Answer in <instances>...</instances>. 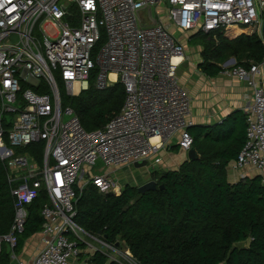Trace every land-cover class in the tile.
<instances>
[{"label": "built area", "instance_id": "1", "mask_svg": "<svg viewBox=\"0 0 264 264\" xmlns=\"http://www.w3.org/2000/svg\"><path fill=\"white\" fill-rule=\"evenodd\" d=\"M152 9L162 17L153 18ZM263 15L264 0H0V161L16 200L13 226L0 236V258L8 245L10 260L25 264L13 253L16 234L23 231L26 207L44 191L41 245L28 264H69L80 256V243L96 251L80 234L100 244L110 261L139 264L127 248L78 226L77 192L94 186L119 195L123 188L111 171L142 161L159 165V151L173 139L182 152L192 147L191 100L177 79L185 47L171 29L261 35ZM48 26L53 36L45 32ZM224 68L252 90L245 144L230 167L254 169L264 185V61ZM91 79L99 90L120 83L125 99L105 126L86 131L63 105L59 82L76 97ZM37 143L40 165L32 154L18 152ZM97 162L107 171L91 176Z\"/></svg>", "mask_w": 264, "mask_h": 264}, {"label": "trees", "instance_id": "2", "mask_svg": "<svg viewBox=\"0 0 264 264\" xmlns=\"http://www.w3.org/2000/svg\"><path fill=\"white\" fill-rule=\"evenodd\" d=\"M264 19V15H263ZM239 33L235 28L231 34ZM201 71L216 76L232 59L234 66L264 61V32L228 39L220 31L200 39ZM124 88L115 83L103 90L90 80L87 90L62 99L86 131L105 126L124 103ZM188 132L199 160L183 162L177 170L152 175L157 189L139 194L125 185L119 195L100 193L94 186L77 192L74 221L88 235L127 248L139 264H264V185L256 175L231 183L230 164L246 139L245 115L235 113L211 128L190 126ZM178 151L176 145L167 148ZM20 153L32 154L42 163V144H31ZM14 184L0 161V236L11 230L15 219ZM162 186V188H160ZM44 191L29 204L23 231L16 234L18 255L24 242L40 233L44 219ZM79 247L84 249V244ZM86 264H119L104 251L80 254ZM5 245L0 264H9Z\"/></svg>", "mask_w": 264, "mask_h": 264}, {"label": "crops", "instance_id": "3", "mask_svg": "<svg viewBox=\"0 0 264 264\" xmlns=\"http://www.w3.org/2000/svg\"><path fill=\"white\" fill-rule=\"evenodd\" d=\"M182 34H188L187 40L193 37L201 39L203 36V33L194 31ZM241 34L248 35L243 30L232 35L231 29H229L224 36L232 40ZM182 43L186 51L184 53V61L177 68V79L190 97L191 109L189 118L193 126L211 128L219 125L235 113L244 115L245 109L252 104V90L244 82L227 77L223 73L213 77L205 74L199 68L203 64V50L200 43L198 48L190 51L186 48L185 42L182 41ZM158 156L161 158V163L159 164L161 172L177 170L187 160V153L180 150L168 151L162 149L159 151ZM241 175L245 176V178H251L256 176L257 172L250 167L240 170H234L231 167L228 169L227 178L231 183L239 181ZM149 180H151V177H146L145 175L142 184ZM40 245L39 234L28 238L17 255L18 260L25 264L30 263L40 249ZM81 251L82 254L93 253L85 248L81 249ZM86 260L85 257L79 256L70 260L69 264H86ZM9 264L14 263L11 261Z\"/></svg>", "mask_w": 264, "mask_h": 264}, {"label": "rangeland", "instance_id": "4", "mask_svg": "<svg viewBox=\"0 0 264 264\" xmlns=\"http://www.w3.org/2000/svg\"><path fill=\"white\" fill-rule=\"evenodd\" d=\"M151 12H152L153 18L162 17V15H163V12L161 13L160 10H159V13L157 12L156 9H152ZM156 15H159V16H156ZM45 32L50 36H53L55 33L54 30L50 26L45 28ZM170 32L174 35L175 38H179L183 42H185L186 48L189 49V51L193 50L194 48L199 47V43H200L199 37H193L192 39L187 40L188 34L184 35L176 29H171ZM95 55H96V52L94 54V58H95ZM230 60L226 61V63L223 64V67L224 66L225 67L234 66L235 62L234 61L229 62ZM59 91H60L62 99L64 96L68 97L65 93L64 84L61 82H59ZM68 98H70V97H68ZM172 143H173V145L176 144V139H173ZM102 167H103L102 164L100 162H97L96 165L91 170V176L104 175V173L107 170L106 169L102 170L103 169ZM155 173H161V169H160L159 165H154L153 163H148L146 165V167L140 168V169H136L133 165L121 167L120 169H118L114 173L111 171L110 177L114 180V183L116 185L120 186L121 188H124L125 185L138 187L139 185H142L143 177L145 175H146V177L152 178V175ZM80 237L82 238V240H85L88 244H90L94 248L107 253V251L100 244H98L93 238H90L84 234H80ZM120 249L122 250V248H120ZM109 255L112 256V254H110V253H109Z\"/></svg>", "mask_w": 264, "mask_h": 264}, {"label": "water", "instance_id": "5", "mask_svg": "<svg viewBox=\"0 0 264 264\" xmlns=\"http://www.w3.org/2000/svg\"><path fill=\"white\" fill-rule=\"evenodd\" d=\"M262 31L264 32V22H263ZM229 62H233V60L231 59ZM199 159H200V156L197 154L195 148L191 147L187 151V161L193 162V161H196ZM146 165H147V161L136 162L133 164V166L136 169L144 168V167H146ZM160 188H162V186ZM156 189H157V184L154 180H149V181L145 182L144 184L140 185L139 187H137V191L139 194H144L145 192L154 191ZM5 250H6V253H9V246L8 245H5Z\"/></svg>", "mask_w": 264, "mask_h": 264}, {"label": "bare ground", "instance_id": "6", "mask_svg": "<svg viewBox=\"0 0 264 264\" xmlns=\"http://www.w3.org/2000/svg\"><path fill=\"white\" fill-rule=\"evenodd\" d=\"M176 61H177V59L174 60V62H176ZM114 78H115V76H114V75H111V79L114 80ZM76 92H77V86H75V93H76ZM156 140H157V138H153V139H152L153 142H156Z\"/></svg>", "mask_w": 264, "mask_h": 264}, {"label": "clouds", "instance_id": "7", "mask_svg": "<svg viewBox=\"0 0 264 264\" xmlns=\"http://www.w3.org/2000/svg\"><path fill=\"white\" fill-rule=\"evenodd\" d=\"M175 145V144H174ZM187 153V152H186Z\"/></svg>", "mask_w": 264, "mask_h": 264}]
</instances>
